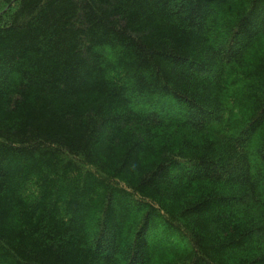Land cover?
I'll use <instances>...</instances> for the list:
<instances>
[{
	"label": "trees",
	"instance_id": "16d2710c",
	"mask_svg": "<svg viewBox=\"0 0 264 264\" xmlns=\"http://www.w3.org/2000/svg\"><path fill=\"white\" fill-rule=\"evenodd\" d=\"M0 264H264V0H0Z\"/></svg>",
	"mask_w": 264,
	"mask_h": 264
}]
</instances>
